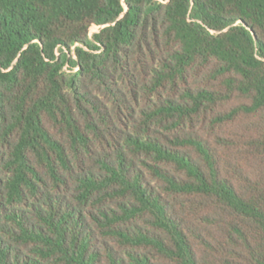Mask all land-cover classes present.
<instances>
[{
  "label": "trees",
  "instance_id": "1",
  "mask_svg": "<svg viewBox=\"0 0 264 264\" xmlns=\"http://www.w3.org/2000/svg\"><path fill=\"white\" fill-rule=\"evenodd\" d=\"M0 264H264V0H0Z\"/></svg>",
  "mask_w": 264,
  "mask_h": 264
},
{
  "label": "rangeland",
  "instance_id": "2",
  "mask_svg": "<svg viewBox=\"0 0 264 264\" xmlns=\"http://www.w3.org/2000/svg\"><path fill=\"white\" fill-rule=\"evenodd\" d=\"M97 30H98V29H97L96 27L92 28V29H91V34L97 32Z\"/></svg>",
  "mask_w": 264,
  "mask_h": 264
}]
</instances>
